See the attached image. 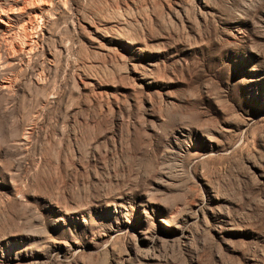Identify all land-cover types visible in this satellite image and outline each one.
<instances>
[{
    "label": "rangeland",
    "instance_id": "374dc122",
    "mask_svg": "<svg viewBox=\"0 0 264 264\" xmlns=\"http://www.w3.org/2000/svg\"><path fill=\"white\" fill-rule=\"evenodd\" d=\"M0 8V264H264V0Z\"/></svg>",
    "mask_w": 264,
    "mask_h": 264
},
{
    "label": "bare ground",
    "instance_id": "6f19581e",
    "mask_svg": "<svg viewBox=\"0 0 264 264\" xmlns=\"http://www.w3.org/2000/svg\"><path fill=\"white\" fill-rule=\"evenodd\" d=\"M35 17L36 16H34V18ZM0 26H5L7 29L10 26V24H9V18H8L7 14H6V12H5V10L3 8H0ZM21 46H22L21 49H23L24 51L29 48V44H24V45H21ZM0 86L1 87H5V85H1V84H0Z\"/></svg>",
    "mask_w": 264,
    "mask_h": 264
}]
</instances>
